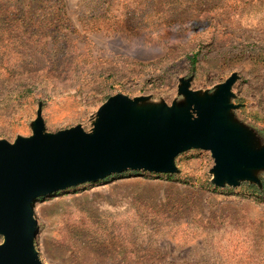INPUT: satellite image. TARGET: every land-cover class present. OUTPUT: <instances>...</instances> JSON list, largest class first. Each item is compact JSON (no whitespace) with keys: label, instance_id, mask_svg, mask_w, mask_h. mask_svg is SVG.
Instances as JSON below:
<instances>
[{"label":"rangeland","instance_id":"rangeland-1","mask_svg":"<svg viewBox=\"0 0 264 264\" xmlns=\"http://www.w3.org/2000/svg\"><path fill=\"white\" fill-rule=\"evenodd\" d=\"M36 1L44 7L21 13V0H0V139L32 135L40 106L46 131H90L113 95L171 106L185 101L183 81L213 93L236 73L232 117L264 147V0ZM176 164L174 173L128 170L38 198L41 260L264 264V197L246 182L260 184L216 185L214 158L201 148ZM255 174L262 184L264 169Z\"/></svg>","mask_w":264,"mask_h":264},{"label":"water","instance_id":"water-1","mask_svg":"<svg viewBox=\"0 0 264 264\" xmlns=\"http://www.w3.org/2000/svg\"><path fill=\"white\" fill-rule=\"evenodd\" d=\"M237 77L204 94L183 81L185 101L171 106L113 95L90 131L78 124L48 132L40 106L32 135L0 139V264H44L35 241L41 196L128 170L178 172L177 156L191 148L211 152L216 185L249 180L261 186L255 172L264 169V147L231 114L238 107L230 101Z\"/></svg>","mask_w":264,"mask_h":264},{"label":"trees","instance_id":"trees-1","mask_svg":"<svg viewBox=\"0 0 264 264\" xmlns=\"http://www.w3.org/2000/svg\"><path fill=\"white\" fill-rule=\"evenodd\" d=\"M29 1L35 3L34 6H31V3L28 2V1H27V3H24L25 0H21L22 4L26 5V6H24V7L22 6L20 8L21 9V13H23L22 9H24V8H30V9L40 8V9H42L44 7L43 4H40V3H42L41 1H36V0H35L36 2L34 0H29ZM97 1H98V3H97L98 5L101 4L102 2H104V3L106 2V0H97ZM196 58H197V53H194V54H192L190 56V60L192 61L193 64H195ZM117 175H121V173L117 174ZM246 184L248 185V188L251 191V193L257 194L260 197H264V178L262 179L261 186H257L256 184H251V183H248V182H246Z\"/></svg>","mask_w":264,"mask_h":264}]
</instances>
